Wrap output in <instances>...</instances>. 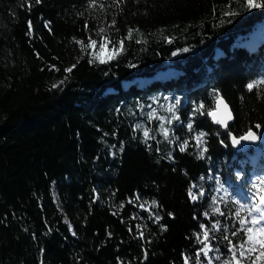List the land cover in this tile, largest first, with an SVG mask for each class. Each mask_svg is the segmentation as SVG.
<instances>
[{
  "label": "trees",
  "instance_id": "16d2710c",
  "mask_svg": "<svg viewBox=\"0 0 264 264\" xmlns=\"http://www.w3.org/2000/svg\"><path fill=\"white\" fill-rule=\"evenodd\" d=\"M241 3L0 0V264H200L201 249L238 248L248 174L264 170L231 144L264 138V8ZM101 36L119 47L106 62L90 51ZM219 94L227 128L209 117Z\"/></svg>",
  "mask_w": 264,
  "mask_h": 264
},
{
  "label": "snow or ice",
  "instance_id": "6c2138e0",
  "mask_svg": "<svg viewBox=\"0 0 264 264\" xmlns=\"http://www.w3.org/2000/svg\"><path fill=\"white\" fill-rule=\"evenodd\" d=\"M241 7L244 8L245 11H251L252 9H261V8H264V0H242ZM238 14L239 13L232 12V11H229L228 13H226V15H238ZM101 31H103V29ZM120 43L122 44L123 42L121 41ZM91 45L95 46L96 41L95 40L91 41ZM100 47H101V50H103L104 45H101ZM184 51H187V49H185ZM117 52H118V49L114 48L112 55H110L108 59L114 58ZM101 62H106V60H101ZM70 70L71 69H69V71ZM259 83L264 84V80L259 81ZM247 87L249 90H251L254 87V84L250 83L247 85ZM177 103H179L178 100H177ZM221 104H223L222 99L217 104L218 109ZM200 107H203V105H200ZM223 107L225 110H227L226 104H223ZM174 108L175 106H173L172 108H169L168 111L172 112ZM152 115H154V113ZM209 115L213 116V119L216 120L217 123L221 124L225 128L228 127L227 121L232 118L230 112H228L226 116L221 119H217L215 112H210ZM175 118L178 119V117H175ZM170 122L171 121H169V123ZM188 127L191 128L192 125L189 124ZM257 127H259V125H257ZM161 128H162L164 135L167 136L168 129L164 128L163 125H161ZM144 135L145 137L148 136L147 130H145ZM202 135L203 133L201 134V136ZM258 139H260V137H258L256 133L249 130L245 135L239 137V139L233 136L232 143L233 145H240L241 141H257ZM183 150L184 149L181 148V151ZM256 188H257V185L253 184V189H256ZM251 198L254 202L251 204L250 207L247 208V213H248V216L251 217V221L249 222L247 218H241L239 220L241 229L244 231L246 238L238 246V248L236 245L232 246L231 260L226 261L225 264H243L245 258H248L250 260V264H260V261L264 260V195H261L259 191H257L253 193ZM193 199H196V197L193 196ZM236 203L239 204L240 202L236 201ZM245 207L246 205H241V209H244ZM236 215L237 217H239L240 212L237 211ZM233 235H236V233L233 232ZM204 236L205 238H207L208 233L205 232ZM225 239H227V237H225ZM245 245H247V247H245ZM205 247H207V245H205ZM201 251L203 252L205 256L208 255V252L204 251V249H201ZM253 253H257L254 259H252ZM185 264H187V258H185ZM209 264H211V261H209Z\"/></svg>",
  "mask_w": 264,
  "mask_h": 264
},
{
  "label": "rangeland",
  "instance_id": "374dc122",
  "mask_svg": "<svg viewBox=\"0 0 264 264\" xmlns=\"http://www.w3.org/2000/svg\"><path fill=\"white\" fill-rule=\"evenodd\" d=\"M256 31H257L256 35L258 36L257 39L260 40L261 37L259 38V35L264 33V25L258 26ZM93 40L96 41L95 46L91 45V41H93ZM255 40L256 39H252L250 41L252 43V45L254 44ZM89 43H90V51H92L94 57L96 59H99V60L108 59V57L110 55H112L114 48L118 49V51H119V47L113 46L109 42V39L106 36H101V37H99L98 40L91 39ZM101 45H104L103 50H101V47H100ZM51 67L56 69L54 65H51ZM167 72H169V71H167ZM156 75L162 76L163 73L158 72ZM138 81L143 82V79L140 78V79H138ZM252 147L254 149L252 151L246 150L245 151L246 153L242 157V159L246 160L249 165H253L257 161H259L262 157H264V138L258 139L256 145H253ZM248 176H250V184L252 185V189H249L248 192L244 193L243 195H245L244 205H246V207H245L246 218L250 222L251 217L248 216L247 208L250 207L251 204L254 202L251 198L254 192L259 191V193L261 195H264V183H262V182H264V173L260 174L258 171H252V172H250V174H248ZM227 179L228 178H226V180ZM253 184L257 185L256 189H253ZM190 191H191L190 194L192 197L196 196L197 193H196L195 189H191ZM54 197H55V200H56L58 207L62 208V203L60 202V199H59L55 190H54ZM134 205H136L138 209L145 210L149 213H152V208L154 206V204L152 202H149V201L143 200V199H139V198L135 199ZM207 252H208L207 256H205L204 254L202 255V258L200 260V264H209V261H211V264H225L226 261L231 260L232 252H231V254H228L226 257H222V258L219 257V252H217L216 249L212 248L211 246L208 247ZM254 254H257V253H254ZM243 264H248V263H246L244 261Z\"/></svg>",
  "mask_w": 264,
  "mask_h": 264
},
{
  "label": "water",
  "instance_id": "95a60500",
  "mask_svg": "<svg viewBox=\"0 0 264 264\" xmlns=\"http://www.w3.org/2000/svg\"><path fill=\"white\" fill-rule=\"evenodd\" d=\"M221 99L223 100V104H226V105H227V110L224 109L223 104L220 105L219 109L217 108V104H218V102H219ZM210 112H215V113H216V117H217V119L224 118V117L226 116V114H227L228 112H230L232 118H231L230 120L227 121L228 126H229L230 124H232L233 121H234V115H233V113H232V110H231V108H230L228 102H227V101L225 100V98H224L222 95H220V94L217 96V98H216V100H215L214 108H213ZM210 112H209V113H210ZM209 117L211 118V120H212V122H213L214 124H218V125H220L222 128H225V127H223L221 124L217 123L216 120L213 119V116L209 115ZM251 131H252V130H251ZM247 132H248V131H247ZM247 132H246V133H247ZM252 132H254V131H252ZM246 133H244L243 135H245ZM243 135H241V136H243ZM233 136H234V135L232 134V135H231V144H232V147H233L235 150L246 151V150L249 149L250 145L253 146V145H256V143H257V141H241V144H240V145H233V143H232V137H233ZM241 136H238V137L235 136V137H236L237 139H239V137H241Z\"/></svg>",
  "mask_w": 264,
  "mask_h": 264
},
{
  "label": "bare ground",
  "instance_id": "6f19581e",
  "mask_svg": "<svg viewBox=\"0 0 264 264\" xmlns=\"http://www.w3.org/2000/svg\"><path fill=\"white\" fill-rule=\"evenodd\" d=\"M196 197V196H195Z\"/></svg>",
  "mask_w": 264,
  "mask_h": 264
}]
</instances>
